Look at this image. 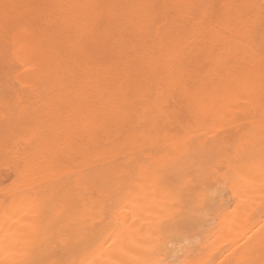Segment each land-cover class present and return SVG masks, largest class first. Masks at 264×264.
<instances>
[{"label": "bare ground", "instance_id": "obj_1", "mask_svg": "<svg viewBox=\"0 0 264 264\" xmlns=\"http://www.w3.org/2000/svg\"><path fill=\"white\" fill-rule=\"evenodd\" d=\"M0 264H264V0H0Z\"/></svg>", "mask_w": 264, "mask_h": 264}]
</instances>
